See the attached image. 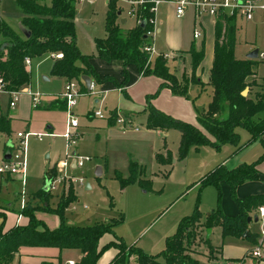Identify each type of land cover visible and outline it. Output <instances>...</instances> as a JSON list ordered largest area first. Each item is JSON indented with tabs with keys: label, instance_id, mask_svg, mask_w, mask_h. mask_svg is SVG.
Listing matches in <instances>:
<instances>
[{
	"label": "rangeland",
	"instance_id": "rangeland-1",
	"mask_svg": "<svg viewBox=\"0 0 264 264\" xmlns=\"http://www.w3.org/2000/svg\"><path fill=\"white\" fill-rule=\"evenodd\" d=\"M45 1L48 2L49 0ZM259 1L264 2V0ZM75 13L77 20L76 44L79 50L100 60L96 68L99 75L102 71H107V74L113 77L118 78L121 75L123 80L121 60L101 58L97 54L94 43L96 36L106 34L105 0L79 1L76 4ZM22 15L23 10L17 0H0V18L8 21L18 31L22 30L20 21ZM122 17H127L125 11L122 12ZM233 17L235 19L233 55L240 58L246 57V53L254 47L259 51L264 50V12L261 13L260 9H255L249 19L240 18L237 15H233ZM180 20L177 25L183 44L178 49H182L183 53H176L175 57L180 56L181 59H168V57L166 59L177 82L181 84L185 70L190 69V56L186 49L191 45L199 44L201 35L193 39L191 35L193 24L189 18ZM131 23V19L128 18L123 27H128ZM156 46L163 52H170L173 49L168 45L162 31H157L155 34V49ZM157 52L160 51L157 50ZM158 54L162 53L148 55V62H152ZM44 58L34 60L31 63L34 65L35 69L32 70L35 71V75L40 74L43 88L41 89V85L33 86L32 83L30 84L43 92L40 97L41 104L38 107H33L30 104V97L25 92L19 93L16 97V104L10 107L8 106L9 95L3 93L0 96V114L8 116L10 120L9 134L0 132V163L4 158V149L8 141L13 144L10 146V151H17V144L19 143L17 131L33 132L28 136L26 144L27 178L25 183H22L15 176H8L6 172L0 173V208L6 207V211L14 215L21 211L22 196L25 200L24 206L29 202L39 201L40 198H36L34 194L42 189L45 171L51 170V165L64 156L65 139L62 133L65 127L66 114L62 106H52L50 103L57 98L56 92L59 89V82L52 77L48 80L43 79L47 72L46 63H49V60ZM256 59L258 61L253 67L255 73L248 77L249 88L245 86L247 88L245 94L248 93L250 96H253L255 92H262L264 95V58L257 55ZM133 66L136 67L132 63L125 66L127 70L126 83L129 84L128 93L101 87L100 82L92 76L96 81V87L88 95L78 98L74 108L79 120L78 131H83L77 138L75 149L79 154L89 155L91 158L85 161L82 167L69 168V172L73 175L82 176L84 182L66 186L63 195L59 192L60 188L48 191V194L43 196L44 201L56 206L61 198H65L69 187L72 186L76 198L64 208V216L67 219L77 224H91L108 218L118 219L113 225L115 234L121 236L127 245L137 246L147 253L160 251L165 245L166 236L173 233L179 219L196 211L198 214L196 221L198 235L187 251L190 256L198 257L194 264H222L227 258H223L216 251L220 250L221 247L236 253L240 248L251 250L260 241L263 249L264 234L261 235V230L264 229V226L259 218L247 223V228L253 237L221 235L217 223L208 226L210 230L207 238L205 237L208 213L215 209L217 203L222 211L229 212L233 209L234 202L230 197L226 182H219L220 198L218 200L216 186L201 184L199 181L202 175L215 164L225 163L227 167H231L241 162L248 163L256 159L263 150L261 140L256 138L248 142L250 135L247 129L236 125L234 130L238 133V139L235 144L226 142L218 148L207 143H202L198 147L189 145L183 157L177 156L179 130L168 128L166 133H163L159 127L153 128L146 125L147 113L145 115L141 110L144 107L142 102L146 95L145 91L150 86V79L147 77L137 78V68L134 70ZM187 76L189 77V72ZM108 81L112 85L114 84L112 79ZM210 92V86L207 83H198L197 81L190 83L186 95L180 94L190 102L189 109L185 108L187 111L184 110L182 113L186 114L192 121L194 117L190 116V112L200 111L202 113L201 111L206 109L210 100ZM174 93L179 95V93ZM148 94L150 93L148 92ZM93 98L98 99V102H92ZM164 100L169 99L164 98ZM113 107L120 115L130 120H132L129 116L131 112H136L137 115L133 118L132 124L123 127L122 123L117 120L108 123L107 118ZM93 109L100 110L103 117H88V113L92 112ZM116 111L112 113L113 117H116ZM257 114L263 115L264 110ZM136 127L137 129H135ZM43 132L55 134H45L39 138V134ZM164 150L166 152L163 156L168 159L165 162L156 157L159 151ZM168 152L172 156L170 159ZM132 161H136L138 164L134 167L138 176L134 180L123 182L121 177H128L131 174ZM98 165L101 166V173L95 175V169ZM262 167V165L259 166L261 169ZM57 169L60 168L57 166ZM50 170L46 172L47 175L51 172ZM260 175H262L261 170ZM139 178L147 180L141 182ZM87 184H89L88 187ZM38 214L46 217L45 220L50 226H56L60 223V215L57 212H40ZM23 216L25 217L24 214ZM113 236V232H106L102 235V241L113 238ZM204 238L207 239V242ZM208 244H211L213 249L209 250ZM113 250V247L104 250L97 264L105 263ZM68 252L69 255L67 256H71L75 261L81 255L77 248L68 250ZM65 253L63 249L60 250L59 247L53 245H25L20 248L11 264H17L22 255L30 257L31 255L42 256L46 254L56 255L52 257L54 262L60 261L62 264L63 259L59 255H65ZM216 255L215 259L207 260ZM242 257L240 264H253L251 259H247L245 255ZM262 258H264V253L259 259ZM120 264H137L135 255L131 254L125 262Z\"/></svg>",
	"mask_w": 264,
	"mask_h": 264
},
{
	"label": "trees",
	"instance_id": "trees-1",
	"mask_svg": "<svg viewBox=\"0 0 264 264\" xmlns=\"http://www.w3.org/2000/svg\"><path fill=\"white\" fill-rule=\"evenodd\" d=\"M23 10L21 16L24 30L14 29L10 23L0 18V77L3 78L8 89H18L30 84L32 79L31 66L25 63V58L32 61L47 57L48 72L52 75L76 78L80 81L82 74L92 75L99 82L110 80L116 86L127 81L126 64L133 63L141 74H155L161 77L158 88L146 96L147 127L161 129L176 128L180 132L177 156L183 157L189 145L198 147L207 143L218 148L222 143L235 144L238 133L234 130L240 125L249 132V141L259 138L263 145L262 152L256 159L245 163L227 167L222 163L215 164L200 178L201 184H213L217 188V198H220L219 182L224 181L229 187V194L237 208L232 215L225 214L218 203L215 209L207 215L205 226L217 223L221 235L240 236L244 230L245 237H253L247 228L246 217L255 212L256 206L264 201V190L261 192L238 195L236 186L244 181L260 178L258 162L264 158V95L255 92L253 96L242 94L241 90L249 88V75L255 73L253 68L256 57H235L233 55L235 19L233 15L218 13L214 16L212 58L208 68L206 83L210 86V100L206 109L197 111L196 123L173 117L172 114L156 108L150 99L161 87L167 86L173 92L186 95L188 83L196 81L194 70L199 64L203 50L202 46H190L187 51L190 59L189 77L183 75L181 84L177 82L173 70L167 59L158 54L152 62H148V51L143 47L149 41L146 30L151 27L147 22H141L123 27L118 10L121 7L117 0H107L105 13L106 34L96 36L94 43L97 54L105 60L120 59L123 62L122 73L124 79L116 80L112 75L99 76L89 62L90 54L83 53L76 44L75 12L76 0H17ZM150 13L145 12L143 17ZM62 52L61 57L51 54ZM252 81V80H251ZM85 87V86H84ZM0 132H10L9 117L0 114ZM7 145V144H6ZM7 147H9L7 145ZM159 160L167 161L163 153L158 152ZM163 157V159H162ZM169 159L172 157L168 152ZM138 165L132 161L131 174L121 177L123 182L137 178L134 167ZM46 170L44 178L46 176ZM51 171V170H50ZM54 173V171H53ZM140 181L144 182L147 179ZM49 190L37 191L34 196L39 201L29 202L21 209L27 218L4 228V221H0V264H11L20 248L25 245H53L63 248H77L80 257L75 264H97L100 255L109 247L114 248L113 255L104 264H120L125 262L131 254L135 255L137 264H194L196 258L187 253L190 244L198 235L196 221L198 214L193 211L179 219L172 234L166 236L164 247L157 253H147L137 246L127 245L121 236L115 234L113 225L118 219L98 220L91 224H77L64 216L65 206L76 198L74 189L69 187L65 198H61L56 206L44 201L43 196ZM63 193V192H62ZM61 193V195H63ZM57 212L60 223L49 226L38 213ZM113 232V238L102 241V235ZM207 238V236H205ZM204 240L207 242V239ZM208 249H213L211 244ZM41 264H60L50 259H42Z\"/></svg>",
	"mask_w": 264,
	"mask_h": 264
},
{
	"label": "built area",
	"instance_id": "built-area-1",
	"mask_svg": "<svg viewBox=\"0 0 264 264\" xmlns=\"http://www.w3.org/2000/svg\"><path fill=\"white\" fill-rule=\"evenodd\" d=\"M164 0H117V3L121 7V11H125L127 17L132 18L135 23L141 22L145 18L146 22L151 25L149 29L146 30L149 41L144 45V49L148 51L149 56L154 53H158L154 47V37L158 31V18L157 11L158 5ZM173 3V11L175 16H181L184 11L191 7L195 16L200 14H208L211 16H216L218 13H224L228 15H237L240 18L249 19L252 17L253 11L255 9H260L264 12V2L259 0H169ZM149 12L148 16L143 17L145 12ZM199 35V31L196 28L192 30V36L196 37ZM163 56H171L169 53H162ZM53 57H61L62 52H56L51 54ZM258 57L264 58V50L258 51ZM173 56V54H172ZM25 63L28 67L31 65V59L29 57L25 58ZM84 81H80L76 78L67 79L63 85L62 90L59 92L60 97L63 100V108L65 110V127L62 133L65 139V149L63 158L59 159L56 163L51 165V172L49 175L46 174L44 179L49 180V191L57 190L60 188V193L65 191L66 186L70 184H82L84 179L82 176H75L69 172V168H79L82 167L85 161L89 160L91 156L79 154L75 149V144L77 138L80 135L78 131L79 120L74 108L77 104L78 98L85 93L90 92L94 88V82L91 80L89 89L85 86ZM25 92L30 97V104L33 107H38L41 104V94L43 93L39 88L32 87L30 84L24 85L18 89H8L5 86V82L2 77H0V94H8L9 106H14L16 104V97L19 93ZM94 116L103 117V113L100 110H92ZM115 120L122 123V126L131 125L132 120L129 118H124L116 111ZM137 129V127L135 128ZM33 132H22L17 131V136L19 137V143L17 144V151L10 152V157H4L0 163V173H8L17 175L22 183L26 181V144L27 138ZM49 134L54 135L53 132H43L39 134V138L42 135ZM13 146V144H12ZM73 148V149H71ZM57 166L60 169H57ZM54 171V173H53ZM44 183V182H43ZM25 205V200L22 196L20 207L21 209ZM86 206V205H84ZM75 208V205H73ZM255 214L257 218L262 221L264 226V201L259 203L255 208ZM22 215V212L18 214V217ZM264 234V229L261 230V235ZM264 250L261 248L260 241L257 246L245 254V256H252L259 259L263 256ZM243 257L240 258H227L222 264H240ZM68 264H75L74 259H67Z\"/></svg>",
	"mask_w": 264,
	"mask_h": 264
},
{
	"label": "crops",
	"instance_id": "crops-1",
	"mask_svg": "<svg viewBox=\"0 0 264 264\" xmlns=\"http://www.w3.org/2000/svg\"><path fill=\"white\" fill-rule=\"evenodd\" d=\"M79 1H82V0H76L77 3ZM105 2L107 3V0H105ZM122 12L123 11H121V13L119 14L120 18H122ZM261 13H262V11H261ZM124 18H125V22H122V23L126 24L129 17H124ZM157 18H158V25H159L158 26V31H160V32L162 31L164 33V35L166 37V40L168 42V45H170L171 48H173V49H171L170 52H167V51L163 52V50L159 49L157 46H156V49L158 51H160L158 53H169L171 56H169L168 59L173 58V59L179 60L181 58H180V56L179 57H175L176 53L177 54L178 53L179 54L183 53V51H181L182 49H178L179 46L181 44H183V40H182V38L180 36L179 26L177 25V24L180 23V21H181L180 19H183V18L184 19H188L189 18V20L193 24L192 25L193 28H196L199 31V35L196 36V37L192 36V38L196 39V38H198L201 35V41L195 47L202 46L203 55H202V58H201L199 64L196 66V68L194 70V73L197 76L196 77V81L198 83H202V82L206 83L207 76H208V68H209V65H210V62H211V58H212L214 17L211 16V15H208V14H200L199 16H195V14H194V12H193L191 7H188L181 16L177 17V16H175L174 11H173V3L171 1H169V0H164V1L160 2L159 5H158ZM130 19H131V22H132L131 25H133L135 22H134V20L132 18H130ZM173 20H174V22H173ZM76 22H77V20H76V13H75V25H76ZM191 35H192V33H191ZM258 51L259 50L257 49V53H258ZM172 54H173V56H172ZM44 59H48V58H44ZM89 62L91 64V66L93 67V69L98 73L96 68L98 67V62H100V60L90 56ZM121 62H122V60H121ZM31 63H32V61H31ZM44 63H41V64H44ZM38 64L40 66V63H38ZM46 64H47V66H46V71L47 72H46V74H44L46 76V78L44 77L43 79L44 80H48V79H50V77H52V78H54L55 81L59 82V89L56 92L57 98L52 100L50 103H51L52 106L60 105V106L63 107L64 103H63L62 98L59 95V92L62 90L63 85H64V83H65V81L67 79L65 77H62V76L50 74L48 72V62ZM122 65H123V62H122ZM132 65H135V64L132 63ZM132 68L134 70H136L137 67L133 66ZM32 69H35L33 64H31V70ZM188 72L190 73V69L185 70L184 74L187 76ZM107 73H108L107 71H104V72L102 71L100 74L103 75V74H107ZM98 75H99V73H98ZM101 75H99V76H101ZM41 76H42V73H41ZM89 76H90L91 80L94 82V88H95L96 87V81L94 80L92 75H89ZM136 76H137V78L147 77V78L150 79V81H149L150 86L145 91L146 95L148 94V92L149 93L154 92L156 86L159 85L160 82L162 81L161 77H159V76H157L155 74H141L138 71V69L136 70ZM114 78L116 80H118V81H122V76L121 75L118 78L117 77H114ZM40 79H41L40 78V74L37 73L35 75V71L32 70V79H31L30 84L32 83L33 86H40L41 85L40 87H41V89H43L42 88V82L40 81ZM126 82L123 83L121 86H116L115 84L112 85L108 80H105V81H101L100 82V86L101 87H106L108 89H111V88L112 89H117V91H119V92L120 91H125L126 93H128L127 89L129 87V84L126 83ZM193 82H195V81H193ZM193 82H189V84L193 83ZM189 84H188V88H189ZM94 88H93V90H94ZM88 94H89V92L85 93V94H82L81 96L88 95ZM146 95H145L144 101L142 102L144 104V107L141 110V112L145 113V115L147 113V111H146L147 109L145 110L146 101H147L146 100ZM0 96H1V94H0ZM140 97H141V94H140ZM164 98H166V99L168 98L169 100H164ZM150 101H151L153 106H155L156 108L161 109V110H163L165 112H168V113L172 114L173 117H175V118H178V119H181V120H184V121H186V120L191 121L190 118H188V116H186V114L182 113V111H184V110L187 111L186 109H189L188 107H190V102H188V100L186 99L185 96H181L180 94L179 95L175 94L167 86L161 87L159 89V91L155 94V96H153L150 99ZM92 102L96 103V102H98V99L93 98ZM0 104H1V102H0ZM8 106H9V104H8ZM111 109H112V111H111L109 117L107 118V122L108 123L115 122V117L112 116V113L115 112L116 110L114 109V107L111 108ZM196 113H197V111H196ZM196 113L195 112H190V116L192 115V117H194L193 120L191 121L192 123H196V117H195ZM136 115H137L136 112H131V114L129 116H131V118L133 120V118ZM92 116H94L92 114V112H89L88 113V117H92ZM94 117H98V116H94ZM48 127H51V125H48ZM159 129L162 130L163 133H166V131L168 130V129H161V128H159ZM81 133H83V131H80V135H81ZM261 137L264 138V131L261 134ZM8 150L10 151V147H7V145H6V147L4 149V153L6 151H8ZM159 152L165 154L166 150L159 151ZM164 162H165V159H164ZM223 164L225 165V163H223ZM140 165L143 168L142 164H140ZM261 165L263 166L262 169L259 168V166H261ZM257 167L262 171V175H263L264 174V159L261 160V162H258ZM262 175L257 180H248V181H244V182L239 183L236 186L235 192L238 195H242V194H246V193H253V192H261V191H263L264 190V176H262ZM8 176H15L16 178H18L17 175H13V174L12 175L8 174ZM236 210H237V208H236L235 203H234V207H233L232 210H230L229 212H224V211H222V212H224L225 214L232 215V214H234L236 212ZM2 214H4V215H2ZM18 214L14 215L11 212H7L6 211V207L0 208V221L3 218L2 220L4 221V228L10 227V226H12L14 224H17V223H20V222H26L27 218L24 217L23 214L20 217H18ZM45 218L46 217H44V219ZM250 220H252V219H250ZM73 249H75V248H63V250L66 252L65 255H61V254L59 255L63 259V263L62 264H65L67 259H73V258H71V256H67V255H69L68 250H73ZM60 250H62V249H60ZM263 250H264V246H263ZM216 251L218 252V254H220V256H223V258H240L243 255H245L247 253V251H249V250L244 249V248H240L239 250H237L236 253H234V252H231L229 250H225V247H221L220 250H216ZM113 253H114V250H113ZM113 253L110 255V257L113 255ZM54 256H56V255H52V254H46V255H42V256H33V255H31L30 257L22 255V256L19 257V259L17 261V264H41L40 261L42 259H48L49 258L50 260L54 261L53 260L54 258H52ZM216 257H217V255L215 257H213L211 259H207V260H213ZM246 257L249 260L251 259L253 264H264V258L255 260L256 258H254L252 256H246ZM196 258H198V257H196Z\"/></svg>",
	"mask_w": 264,
	"mask_h": 264
},
{
	"label": "water",
	"instance_id": "water-1",
	"mask_svg": "<svg viewBox=\"0 0 264 264\" xmlns=\"http://www.w3.org/2000/svg\"><path fill=\"white\" fill-rule=\"evenodd\" d=\"M118 14H120V10H118ZM121 22H125V18L124 17H122L121 18ZM145 22H146V20H145V18H143L142 20H141V25L143 26L144 24H145ZM25 28L22 26V30H24ZM256 55H257V48L256 47H254V48H252L251 50H249L247 53H246V57H250V58H254V57H256ZM45 78H46V76H44ZM81 79L84 81V83H85V86L87 87V89H89V85H90V81H91V78H90V76L89 75H87V74H82L81 75ZM246 87H244L242 90H241V93L242 94H245V91H246ZM7 145L10 147V146H12V142L11 141H8L7 142ZM4 157H10V151L8 150V151H6L5 153H4ZM100 173H101V166H97L96 167V169H95V175H100ZM49 180L48 179H44V183H43V186H42V188L44 189V190H48L49 189ZM89 186V184H87V187ZM250 219H252V220H256L257 219V215L255 214V213H253L252 215H248L247 217H246V220L247 221H249ZM70 221H72V220H70ZM209 228L207 227L206 228V236L208 235V233H209ZM247 234V232H246V230H244L243 232H242V234H241V236H244V235H246ZM65 264H68L67 262L65 263Z\"/></svg>",
	"mask_w": 264,
	"mask_h": 264
}]
</instances>
